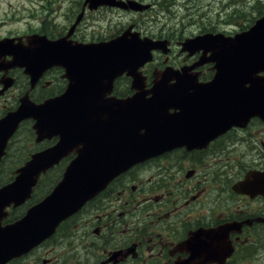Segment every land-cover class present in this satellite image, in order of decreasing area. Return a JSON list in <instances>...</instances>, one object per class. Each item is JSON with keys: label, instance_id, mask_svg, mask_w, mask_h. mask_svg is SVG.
<instances>
[{"label": "flooded vegetation", "instance_id": "obj_1", "mask_svg": "<svg viewBox=\"0 0 264 264\" xmlns=\"http://www.w3.org/2000/svg\"><path fill=\"white\" fill-rule=\"evenodd\" d=\"M143 1L150 11L161 2ZM25 2L0 0V41L11 38L14 46L26 47L30 34L52 36L49 7L42 5L34 13ZM59 2L63 24L58 33L64 34L82 10L83 0ZM183 2L190 3V13L203 16L202 0ZM88 36L82 22L72 37L87 40ZM165 36L173 51L179 48L181 36ZM173 51L166 56L167 64L177 68L199 57ZM12 59L11 54L0 55V62ZM164 62L161 54L145 67L147 87L151 69L164 67ZM198 70L191 74L198 81L208 82L214 76L211 64ZM63 73L62 68L46 70L31 90L32 97L50 96L52 84L59 86L54 94L63 93L67 84ZM5 79L13 84L5 87ZM129 82V77L120 76L108 96L129 95ZM28 87L23 67L0 69V117L18 106ZM210 132L204 134L202 146L181 145L121 173L33 251L32 263L264 264V120L253 116L242 127ZM242 181L249 185L241 188Z\"/></svg>", "mask_w": 264, "mask_h": 264}, {"label": "water", "instance_id": "obj_2", "mask_svg": "<svg viewBox=\"0 0 264 264\" xmlns=\"http://www.w3.org/2000/svg\"><path fill=\"white\" fill-rule=\"evenodd\" d=\"M86 3L92 9L100 5L138 8L135 2L123 0ZM79 20L78 17L76 23ZM73 28L58 39L43 37L39 44L33 43V47L20 49L17 54L15 64L31 74L32 84L53 65L66 68L69 84L63 95L40 103L25 95L17 109L0 118V161L9 138L26 118L35 120L37 141L60 136L53 146L32 154L16 170L15 178L0 187V264L43 241L63 219L130 166L189 141L185 122L191 120L193 81L178 78L171 83L172 78L164 77L148 90L141 85L139 68L151 59L153 48H160L158 42L140 38L130 26L110 40L73 44L67 40ZM194 45L213 51L217 78L210 84L219 86L226 124L235 118L237 123L248 109L250 116L264 111V79L251 78L264 71V16L249 31L235 37L209 34L191 40L187 48L194 50ZM6 52L12 53L13 49L5 41L0 44V53ZM124 72L133 77L136 92L128 98L106 101L102 92ZM164 74L174 72L167 69ZM247 82L254 88H245ZM171 108L180 111L170 112ZM179 122L182 126H178ZM74 149L78 155L67 165L54 189L21 218L3 224L8 215L6 208L25 202L40 174Z\"/></svg>", "mask_w": 264, "mask_h": 264}, {"label": "rangeland", "instance_id": "obj_3", "mask_svg": "<svg viewBox=\"0 0 264 264\" xmlns=\"http://www.w3.org/2000/svg\"><path fill=\"white\" fill-rule=\"evenodd\" d=\"M177 1H185V0H175L173 7L175 6V2ZM233 1L237 2V5L240 9V11H242L241 13L238 11H235L230 15H227V13L229 11H232V4ZM46 2V1H45ZM44 2V3H45ZM256 0H203V7H201V9H204V11L207 12V14L205 15V17L203 18V21L205 23L211 22L213 25H217V26H221L225 23H228L227 19H233L236 24V28L238 30L243 29V26H249L253 21H250L251 19V14L254 13L255 8H253L251 5L255 4ZM27 3V6H31L32 3ZM55 3H57V1H55ZM55 3L52 4V7L55 5ZM264 3V0H257V4H256V10L259 11L260 9H262V6ZM18 4H20V1L18 2ZM230 4V5H228ZM188 5L190 7V3L188 2ZM38 3L37 1H34L33 4V8L34 9H38ZM173 9V8H172ZM179 9H181V7L179 5H177L176 10L177 12H175V15H177L179 12ZM1 10V8H0ZM106 10L100 12H96L93 14H90L88 16H86V18L84 19V28L86 29V32L91 35L88 37H92V39H98V38H102V37H107L110 35V33H117L120 29L126 27L129 23H131L132 21L135 22H140L137 23L138 26H141V30L143 32L145 31H155L157 29H151V27L149 26V22L144 23L143 21H139L136 20V18H138V15H135L133 18L131 17V15H129V12H122L119 10H116L113 13L107 12ZM105 14V17L102 14ZM181 16H183L182 14H180ZM161 18H167L168 16H164L163 14L160 15ZM169 17H174L172 19V22L174 23L176 21V16H169ZM112 18L113 22V26L109 25V20ZM222 18V22H219V19ZM249 20V21H247ZM184 22H186V20L184 19ZM159 23L162 25V22L159 21ZM171 23V25L173 24ZM56 26L55 28L52 29L51 33L56 34L58 31H60L62 28V22L59 20H56ZM235 27L232 26H228L226 27L228 30L233 31L236 30ZM189 28H193L192 24L189 25ZM144 29V30H143ZM196 29V28H194ZM19 136V143H18V148L21 149H25L23 151L20 150V157H23L28 151L32 150L34 148L33 146V142L30 140V135L29 133H26L25 130H23L21 133L18 134ZM23 160L25 159V156L22 158ZM22 160V161H23ZM19 164V163H18ZM51 172V171H50ZM47 174L44 179L41 181V189H45L48 187V185L52 182L50 181V179H54V177H56V173L58 172H62L59 171V169H56L54 172ZM49 175V179L47 178V176ZM37 197V196H36ZM29 259H26V264L28 263ZM19 264V263H16ZM21 264H24L23 262Z\"/></svg>", "mask_w": 264, "mask_h": 264}, {"label": "trees", "instance_id": "obj_4", "mask_svg": "<svg viewBox=\"0 0 264 264\" xmlns=\"http://www.w3.org/2000/svg\"><path fill=\"white\" fill-rule=\"evenodd\" d=\"M21 209H22V207L13 210L12 213H11V218L15 219V218L19 217L21 215V213H22Z\"/></svg>", "mask_w": 264, "mask_h": 264}, {"label": "bare ground", "instance_id": "obj_5", "mask_svg": "<svg viewBox=\"0 0 264 264\" xmlns=\"http://www.w3.org/2000/svg\"><path fill=\"white\" fill-rule=\"evenodd\" d=\"M47 3L53 4L54 3V0H47Z\"/></svg>", "mask_w": 264, "mask_h": 264}]
</instances>
